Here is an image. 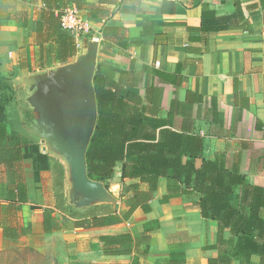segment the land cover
Segmentation results:
<instances>
[{
  "label": "crops",
  "instance_id": "crops-1",
  "mask_svg": "<svg viewBox=\"0 0 264 264\" xmlns=\"http://www.w3.org/2000/svg\"><path fill=\"white\" fill-rule=\"evenodd\" d=\"M81 4L77 10L89 24L90 34L82 37L66 63L40 68L35 32L41 0H0V77L12 88L34 91L44 76L48 79L62 66L76 65L95 49L94 71L98 64L115 70L114 80L135 94V104H129L145 120L142 133L153 134L154 141L176 135L174 144L194 154L196 168L205 160H215L238 171L249 184L264 188L262 0H83ZM236 5L239 16L235 14L232 25L221 28L223 22L213 18L211 24L218 28L201 26L204 7L220 17L234 14ZM94 6L102 7L100 14L89 9ZM186 159L184 155L182 161ZM120 168L117 163L108 180L118 177L119 185L101 182L109 200H86L67 188V196L80 206L72 216L55 204L43 183V173L52 170L50 162V168L40 173L42 206L52 208L58 229L44 233L42 208L6 199L5 171L0 165V252L29 248L45 255L48 241L57 239L60 264H132L134 259L136 264H207L217 255L208 246L216 242L218 224L201 216L195 194L162 201L169 178L159 177L145 209L138 207L124 219L132 193L121 196L122 181L140 179L122 180ZM119 186L120 196L115 199L110 191ZM140 190L146 186L141 184ZM110 213L120 222L75 225L84 216ZM260 214L264 219V208ZM121 233L132 238L130 252H104L99 238ZM223 236L229 238V231L224 230ZM251 261L259 264L260 257L253 255Z\"/></svg>",
  "mask_w": 264,
  "mask_h": 264
},
{
  "label": "trees",
  "instance_id": "trees-1",
  "mask_svg": "<svg viewBox=\"0 0 264 264\" xmlns=\"http://www.w3.org/2000/svg\"><path fill=\"white\" fill-rule=\"evenodd\" d=\"M83 0H41L37 14L35 42L38 46L36 57L40 68L54 63L64 64L76 53V44L70 31L60 23L62 8L74 5L82 8ZM264 4V0H262ZM235 13L217 17L212 10L202 9L201 26L208 30L218 28L212 25L213 18L223 22L221 28L232 25L233 18L239 16V6ZM100 14L102 7L89 8ZM105 29L108 28H103ZM112 30V29H111ZM105 38V37H104ZM115 70L100 64L96 66L92 84L96 103V124L85 151L86 172L89 179L102 182L107 186L117 163L121 164L120 177L140 179V182L121 184V196L129 197V209L124 214L127 219L138 207L152 198L157 188V179H171L166 185L162 201L171 197L195 194L196 206L205 219L217 222L216 242L211 247L217 255L207 259V264H252L251 257H260L264 264V219L260 211L264 208V188L249 184L236 170H229L215 160H205L199 168L194 166V154L179 149L173 136L171 140L154 141L153 134L142 133L145 120L139 117L138 109L129 104L135 94L114 80ZM12 86L0 77V165L5 171V197L9 201L28 203L30 208H42L40 230L51 233L58 229L50 207L42 206L40 173L50 168L49 157L42 153L39 144L24 137L9 138L6 129V108L13 101ZM134 103V102H133ZM135 104V103H134ZM186 155L187 159L182 161ZM62 167L59 165L55 185L60 187ZM144 184L146 190H140ZM79 212L70 213L74 216ZM92 220V221H89ZM115 214L104 216H84L76 226L92 227L120 222ZM224 230L230 237L225 239ZM110 254H128L132 246L129 234L121 233L99 238ZM120 246L121 249L116 247ZM110 247V248H109ZM113 248V249H111ZM18 249L0 252V256H18ZM21 252V251H20ZM33 255H38L32 252ZM14 256V255H13ZM18 258V259H17ZM16 261L20 258L17 257ZM21 262L26 261L21 257ZM15 261V262H16ZM15 264V263H13ZM132 264H136L134 259Z\"/></svg>",
  "mask_w": 264,
  "mask_h": 264
},
{
  "label": "rangeland",
  "instance_id": "rangeland-1",
  "mask_svg": "<svg viewBox=\"0 0 264 264\" xmlns=\"http://www.w3.org/2000/svg\"><path fill=\"white\" fill-rule=\"evenodd\" d=\"M59 68L60 67H56L55 70ZM58 85L56 82L50 81L44 76V78L34 86V91H32L31 88L13 87L14 99L6 108V128L9 138L11 139L20 136L30 141L37 142L40 146L46 147L45 153L50 159L52 170L43 173V183L46 188L49 187V191L55 197V204L61 205L65 212L72 213L79 211L80 206L76 204L72 198L67 196V188L69 191L73 192L69 165L65 157L60 155L59 152L48 143L46 134L44 135L42 132V121L50 125L54 124L56 116H54L53 105L55 108L57 106L56 102L61 104V100L69 99L70 106L75 100L73 96L74 92L70 90L71 88L67 89L69 94L64 96L63 93L65 89ZM79 103L80 101H77V110L80 108ZM59 165L63 167L62 185L60 187L54 186L53 182L58 173ZM117 183L119 185L118 177L108 181V185H115ZM119 192L120 186L119 189L115 188L113 191H110L115 199L119 198ZM48 243L49 249L47 251L48 253L45 255L29 248H22L17 250L18 256L15 252L11 253L14 256L10 254L0 256V264H24V262L20 261V259H22L21 257L26 258L25 264H60L59 255L61 248L59 241H57V239H52L48 241ZM33 251L38 253V255H33ZM17 257L20 259L16 261Z\"/></svg>",
  "mask_w": 264,
  "mask_h": 264
},
{
  "label": "water",
  "instance_id": "water-1",
  "mask_svg": "<svg viewBox=\"0 0 264 264\" xmlns=\"http://www.w3.org/2000/svg\"><path fill=\"white\" fill-rule=\"evenodd\" d=\"M95 49L81 56L76 65L62 66L57 74L48 79L64 88V96L68 95V88L73 90L75 100L69 106V99L61 100V104L53 111L56 116L54 124L42 121V132L47 141L60 155L65 157L70 172L72 191L86 200L106 201L110 199L101 182L88 178L86 172L85 151L96 124L97 112L93 91ZM77 101L79 109L77 110ZM42 133V134H43ZM42 146L41 151L45 152Z\"/></svg>",
  "mask_w": 264,
  "mask_h": 264
},
{
  "label": "built area",
  "instance_id": "built-area-1",
  "mask_svg": "<svg viewBox=\"0 0 264 264\" xmlns=\"http://www.w3.org/2000/svg\"><path fill=\"white\" fill-rule=\"evenodd\" d=\"M60 23L73 35L76 47H79L82 37L90 34L89 24L74 5L69 4L62 8Z\"/></svg>",
  "mask_w": 264,
  "mask_h": 264
}]
</instances>
